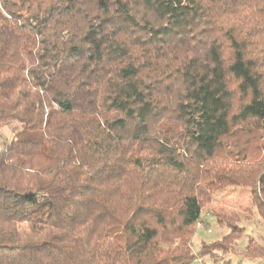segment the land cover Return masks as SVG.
I'll list each match as a JSON object with an SVG mask.
<instances>
[{"label": "trees", "instance_id": "1", "mask_svg": "<svg viewBox=\"0 0 264 264\" xmlns=\"http://www.w3.org/2000/svg\"><path fill=\"white\" fill-rule=\"evenodd\" d=\"M11 122L0 264H218L244 229L219 211L193 252L213 193L250 189L264 225V0H0Z\"/></svg>", "mask_w": 264, "mask_h": 264}, {"label": "rangeland", "instance_id": "2", "mask_svg": "<svg viewBox=\"0 0 264 264\" xmlns=\"http://www.w3.org/2000/svg\"><path fill=\"white\" fill-rule=\"evenodd\" d=\"M22 128L20 124L11 122L0 125V151L16 136H20ZM250 189L243 187H226L212 194L210 202L202 208V222L196 225V233L192 239L191 247L193 252L200 250L201 245L208 246L221 241L231 229L226 224L218 223L217 212L229 214L231 212L240 214V219L236 226L244 229V235L234 240L231 244L232 254L220 255L217 253L218 264H223L227 260L229 264H263L262 259H248L242 254L247 246L248 240H252L257 246L264 247V225L254 204L252 203ZM193 264H214L210 257L197 259Z\"/></svg>", "mask_w": 264, "mask_h": 264}]
</instances>
